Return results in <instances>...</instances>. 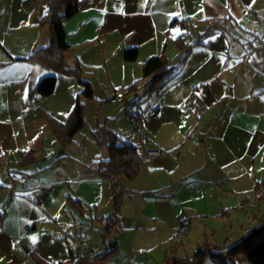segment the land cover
<instances>
[{
    "label": "crops",
    "instance_id": "1",
    "mask_svg": "<svg viewBox=\"0 0 264 264\" xmlns=\"http://www.w3.org/2000/svg\"><path fill=\"white\" fill-rule=\"evenodd\" d=\"M48 6L49 0H0V184L8 186L0 191V264H35L37 258L72 264L76 241L63 226L78 218L88 229L103 228L98 218L110 213L114 192L133 210L121 209L111 234L116 248L107 261L153 264L137 235L154 228L169 208L168 223L177 229L179 213L186 212L168 192H202L201 184L213 180L228 186L242 177L252 180L245 159L264 149V0H79V10L63 22L70 45L65 64L80 62L94 94L97 85L126 86L138 79L151 55L173 58L170 78L145 110L137 108L150 145L161 154L148 156L140 142L111 131L112 143L133 144L145 159L135 178L121 174L114 180L100 176L93 163L107 157L90 159L78 142L62 149L50 144L47 114L62 120L81 86L73 75L25 59L50 43L49 26L39 25ZM199 32L205 34L188 55L178 51L174 38L192 42ZM127 47L138 48L136 60L123 58ZM52 73L54 91L36 93L39 80ZM59 81H66L62 91ZM57 102L65 108L63 117ZM129 103H121L117 114L127 116ZM30 148L35 162L20 169L19 152ZM123 242L127 250L120 249ZM242 255H235L234 264H251Z\"/></svg>",
    "mask_w": 264,
    "mask_h": 264
},
{
    "label": "trees",
    "instance_id": "2",
    "mask_svg": "<svg viewBox=\"0 0 264 264\" xmlns=\"http://www.w3.org/2000/svg\"><path fill=\"white\" fill-rule=\"evenodd\" d=\"M79 10V0H49L47 13L40 19L39 25H48L50 29V43L46 46L37 47L32 50L25 59H31L46 64L56 72L73 75L81 86L74 105L72 106L65 120L56 119L47 114L50 129L54 135V142L62 146H67L85 126L84 107L86 102L94 97L93 85L90 80L84 77L86 71L79 61L75 65L68 67L65 64L64 54L69 51L70 45L65 39L63 22L74 15ZM205 32H199V39L190 42L182 35L174 38V43L178 51H184V56L188 55L191 48L200 43V38ZM139 50L137 47H127L123 51V58L128 61L136 60ZM173 58L164 53L154 54L142 61V74L132 83L126 85L129 89L131 107L134 103H139L153 91L160 89L170 78L173 67ZM56 75L54 73L44 75L36 86V93L47 96L54 91ZM83 97V100L79 96ZM34 148L19 152L18 165L20 169L31 166L35 162ZM144 158L137 151L133 144L116 145L109 144V157L95 160V169L102 177L114 180L121 174L129 178H135L140 171ZM264 185V177L262 180ZM5 184H0V191L7 188ZM120 192H114L112 209L107 216L98 218L103 221V228L100 230L103 242L111 236L113 227L119 221ZM264 200V194L259 202ZM3 213H0V223ZM84 222V220H82ZM85 224V222H84ZM87 229V226L85 227ZM106 243V249L95 254L83 253L73 256L72 264H92L96 259L104 258L112 253L116 248ZM242 253L251 264H264V219H261L255 226L246 229L241 238L233 244L226 239L217 245H210L207 242L199 244L192 256L167 255L163 259V264H203L204 258L208 255L216 264H234L235 255ZM35 264H51L38 259ZM62 264V263H59Z\"/></svg>",
    "mask_w": 264,
    "mask_h": 264
},
{
    "label": "rangeland",
    "instance_id": "3",
    "mask_svg": "<svg viewBox=\"0 0 264 264\" xmlns=\"http://www.w3.org/2000/svg\"><path fill=\"white\" fill-rule=\"evenodd\" d=\"M103 72L100 71V73H98L101 78H105V75L102 74ZM93 79H95V77H93ZM93 82L94 84L96 83L95 80H93ZM58 84L59 91H62V87L66 86V81H59ZM77 86L79 88V85ZM103 87L113 90L114 88L121 86L111 87L107 84L97 85V90L93 99L86 102L84 107L85 126L80 132L75 134L73 140L67 145L69 146L74 142H78L82 147V152L89 154L90 159L99 156L103 158L109 157V148L106 145L116 141L113 138L111 131L117 133L120 138L125 140L131 141L133 139L135 143L141 147L138 141V136L128 115L126 116L124 111L117 114V111L122 104L117 102L113 103L110 100L105 99ZM155 93L156 91H153L139 103H134L132 107L139 109V106H141L145 110L149 101L152 100L151 95ZM57 94L60 95L59 92ZM79 97L83 100L81 95ZM59 104L60 102L55 104L57 106L55 110L58 108L60 111L57 113H60L63 117L65 113L63 109L65 108L63 105L59 106ZM68 114L69 112L64 115L62 120H65ZM52 136L50 144L53 148L54 146L56 149L67 147L55 143L54 135L52 134ZM198 147L202 148V145H199ZM76 151L78 152L77 149ZM245 161L247 162V170L252 164V169L249 170L252 179L250 181L246 177H242L239 180L229 181L228 186L226 181L222 182L221 180H213L208 184H201L202 192H193L190 189H185L184 192H168V195L173 197L172 199H174L173 201L177 206L185 207L186 212H180L181 210H178V212H180L179 214L182 213L186 216H192L191 223H189L186 232L178 234L177 229H172L169 224L171 223L173 216V212L169 208V211L164 213V219L154 223V228H147L145 233L142 232L137 235V237H142L144 252L152 255L154 260L153 264H163V259L167 255L192 256L196 247L204 242L214 246L227 239L230 244H233L241 238L246 229L257 225V222H255L257 216L258 218L264 217V200H261L259 204L251 207V209H242L240 208L241 206H239L240 198L238 194L252 193L257 185L258 187L262 186L264 188V185L262 184L264 177V149L253 159L249 157L245 159ZM120 195L119 215L121 214V209L123 210V207H125L128 212H131L133 210L132 204L123 203V194L121 193ZM198 210L204 212L198 213ZM148 224L149 222H146V225ZM67 227V225L63 226V233H65ZM98 227V224H96V228H87L86 231L92 245V249L89 248L88 250V254L90 255L105 250L106 243H108L110 238L108 237L106 242H103L100 233L102 228ZM131 234L132 231L128 233V236ZM65 236L74 242V239L71 238L70 235L65 233ZM127 248L128 242H123L120 245L121 250H127ZM112 253L104 258L94 260L92 264H110V261L108 262L107 259ZM239 256L240 255L236 256V259L238 258L237 260H239ZM242 258L244 259V257ZM203 264H213L212 259L207 255L204 258Z\"/></svg>",
    "mask_w": 264,
    "mask_h": 264
},
{
    "label": "built area",
    "instance_id": "4",
    "mask_svg": "<svg viewBox=\"0 0 264 264\" xmlns=\"http://www.w3.org/2000/svg\"><path fill=\"white\" fill-rule=\"evenodd\" d=\"M105 99L126 104L129 96V89L126 86H121L109 90L103 87ZM127 115L131 121L135 132L138 136L139 142L144 146L145 152L148 156H158L161 154V150L154 148L150 145V137L142 124V114L134 107H128ZM264 193V188L258 187L252 193L238 194L239 195V206L254 207L258 204L260 197ZM189 217L185 214H179L177 233L182 234L186 232L189 225ZM65 233L70 235L76 241V247L74 248L73 254L76 256L88 252L90 245L88 236L86 233L85 224L81 219H73L65 230Z\"/></svg>",
    "mask_w": 264,
    "mask_h": 264
},
{
    "label": "water",
    "instance_id": "5",
    "mask_svg": "<svg viewBox=\"0 0 264 264\" xmlns=\"http://www.w3.org/2000/svg\"><path fill=\"white\" fill-rule=\"evenodd\" d=\"M113 241H114V237L110 236L109 241H108V245L113 247L115 245Z\"/></svg>",
    "mask_w": 264,
    "mask_h": 264
},
{
    "label": "snow or ice",
    "instance_id": "6",
    "mask_svg": "<svg viewBox=\"0 0 264 264\" xmlns=\"http://www.w3.org/2000/svg\"><path fill=\"white\" fill-rule=\"evenodd\" d=\"M34 239V238H33Z\"/></svg>",
    "mask_w": 264,
    "mask_h": 264
}]
</instances>
